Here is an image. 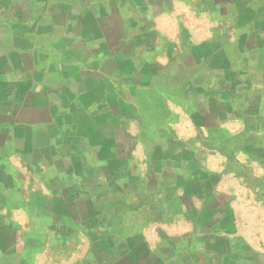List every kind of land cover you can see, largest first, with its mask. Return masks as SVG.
I'll use <instances>...</instances> for the list:
<instances>
[{"label": "rangeland", "instance_id": "1", "mask_svg": "<svg viewBox=\"0 0 264 264\" xmlns=\"http://www.w3.org/2000/svg\"><path fill=\"white\" fill-rule=\"evenodd\" d=\"M210 2L120 0L114 4L122 8V17L112 16L110 20L118 30L117 35L123 23L133 21L131 17L139 20L143 17L146 27L155 34L151 42L137 40L127 47L129 54L118 56L121 59L119 71L127 73L119 82L134 103L133 113L137 112L128 119L126 127L130 138L127 143L130 166L137 181L135 187L147 193L121 191L114 178L109 181L117 171H123L125 165L98 159L96 150L106 145L104 141L82 146L90 166L87 178L73 171L71 176L66 173L63 168L71 164V160L50 166L39 162L38 169L31 168L19 154L13 153L15 144L7 143L5 155L0 157V242L4 236L10 248L6 251V264H110L117 252L123 255L127 251L129 254L124 256L123 263L117 264H136L142 260L157 264L153 251H157L159 245L172 243L179 235H171V232L183 222L174 225L172 218L159 227L158 211L169 206L172 199L154 188L145 189L148 169L156 162L153 159L157 154L146 139L156 138V127H162L164 146L171 140L185 142L191 152L198 153L199 164L205 170L219 173L213 177L215 188L217 184L220 188L222 184H239L247 189L241 193L239 202L247 204L253 195L256 198L258 192L254 186L264 174V165L257 162L256 151L249 146L246 149L241 140L245 125L253 124L251 119L245 122V109L251 112L255 109L249 108L245 100L258 94L256 110L264 115V57L242 62L245 75L242 73L237 82L231 81L229 90L221 89L223 79L233 78L234 73L227 70V63L237 57L238 47L243 43L240 29L245 19L235 4L218 0L219 7L221 3L227 5L226 10L216 6L211 10ZM109 3L103 0L102 7L110 9ZM88 82L101 92L109 87L101 80ZM199 83L204 91L196 86ZM103 92L101 98H108L106 91ZM201 101L208 107L206 116L194 110ZM239 104H245L246 108ZM237 113L239 116H233ZM141 123L144 135H140ZM228 134L235 138L229 139ZM223 147L232 155L230 164L223 157ZM187 160L166 156L162 167L169 177L158 178L156 183L173 182L170 175H174L175 184L186 186L191 177L188 171L191 162ZM192 161L195 166V160ZM244 161L245 167L239 170V163ZM238 170L243 177L238 176ZM222 193L218 196L220 204L238 203L237 192ZM141 196L150 197L151 202L146 208L134 210L133 204L136 205ZM189 200L194 209L185 208L183 216H178L186 220L185 227L191 226L187 221H211L212 211L200 212L202 203L194 195H189L186 203ZM246 213L250 215L249 211ZM192 225V230L198 231L204 224ZM209 258L200 255L198 263L207 264ZM168 259L167 255L162 258L164 263H168Z\"/></svg>", "mask_w": 264, "mask_h": 264}, {"label": "crops", "instance_id": "2", "mask_svg": "<svg viewBox=\"0 0 264 264\" xmlns=\"http://www.w3.org/2000/svg\"><path fill=\"white\" fill-rule=\"evenodd\" d=\"M216 1L209 3L211 10L219 7ZM227 1L237 6L245 20L240 29L243 43L238 47L237 57L227 63V70L234 73L233 78L223 79L221 83L224 91L230 89L231 81L237 82L242 73L245 75L242 62L264 57V0ZM109 2L111 8L105 10L103 0H0V157L5 155L7 143L12 141L15 144L13 153L19 154L31 168L38 169L39 162L50 166L54 163L63 165L65 160H71V164L63 168L66 173L87 178L90 166L82 146L104 141L106 145L96 150L98 159L125 165L124 170L120 168L121 171H117L109 181L114 178L121 191L135 190L145 195L144 189L135 187L137 181L130 166L131 153L127 146L130 138L126 127L128 119L137 112L133 113L134 103L119 82L127 73L119 71L121 59L118 56L129 54L127 47L137 40L151 42L155 34L146 27L143 17V21L131 17L133 21L123 23L122 31L117 35L118 30L110 20L112 16H121L122 8L114 7L120 0ZM226 6L221 3L218 9L226 10ZM95 79L109 85L102 90L106 91L108 98L102 99L104 92L102 94L89 84V80ZM199 84L196 86L203 90L202 83ZM257 95L245 100L249 108H255L252 112L247 111L245 104H239V107L246 108L245 122L250 119L253 122L252 126L245 125L241 142L245 148L249 146L255 150L257 162L264 165V115L256 110ZM194 110L201 115L209 114L202 101ZM139 128L140 135H144L142 123ZM156 129V138L146 139L157 154L153 159L156 162L148 169L145 189L154 188L172 199L169 206L156 214L159 227L172 218L174 225L183 222L181 227L171 232V235H179L173 238L172 243L159 245L158 250L153 251L157 264H199L200 255L210 257L207 264H264V174L254 186L258 192L256 198L253 195L247 204H242L239 200L241 193L247 191L246 187L222 184L220 188L217 184L215 188L213 177L219 173L205 170L199 164L201 158L197 157L198 153L191 152L185 142L171 140L164 146L162 127ZM226 136L229 139L234 137ZM222 152L230 164L232 155L224 147ZM166 156L178 160L187 158L188 163L191 162L188 168L191 177L186 186L175 184L174 175H170L173 182L156 183L158 178L169 177L162 167ZM192 160H195V166ZM245 163H239V170L245 167ZM239 170L238 176L243 177ZM222 192H237L238 203L230 204L231 207L220 204L218 196ZM189 195H194L202 203L200 212L212 211L211 221H187L191 226L185 227L186 220L180 218L183 210L194 209L190 200L186 203ZM149 198L141 196L136 205L133 204L134 210L149 206ZM201 222L204 225L198 231L196 228L192 230L193 223ZM125 231L131 232L129 229ZM2 237L0 264H6V251L10 248ZM128 254L127 251L123 255ZM166 255L168 263L162 260ZM136 264L149 263L142 260Z\"/></svg>", "mask_w": 264, "mask_h": 264}, {"label": "trees", "instance_id": "3", "mask_svg": "<svg viewBox=\"0 0 264 264\" xmlns=\"http://www.w3.org/2000/svg\"><path fill=\"white\" fill-rule=\"evenodd\" d=\"M116 258L112 259L110 264H117V263H123L122 259L124 258L125 255H120L118 253H116Z\"/></svg>", "mask_w": 264, "mask_h": 264}]
</instances>
